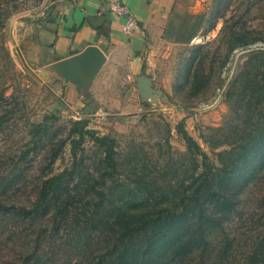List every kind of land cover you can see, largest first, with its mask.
<instances>
[{"label": "rangeland", "instance_id": "rangeland-1", "mask_svg": "<svg viewBox=\"0 0 264 264\" xmlns=\"http://www.w3.org/2000/svg\"><path fill=\"white\" fill-rule=\"evenodd\" d=\"M54 1L0 0V264H117L121 238L114 224L100 229L78 226L75 219L56 217L53 201L47 214L35 208L43 179L72 165V122L86 117L89 128L112 137L118 178L155 192L173 178L176 168L185 171L194 165L184 154L185 143L177 133L180 123L200 143L209 162L217 164L215 152L223 146L212 150L203 137L216 141L223 130L244 121L235 97L231 103L227 100L241 66L238 86L247 88L253 107L257 98L264 101V56L247 61L250 52L264 51V0L200 1L208 20L203 30L188 44L162 46L166 55L146 63L153 95L161 92L156 99L142 100L132 88L131 104L86 108L65 104L62 75L51 65L43 68L27 47L30 37L44 28ZM180 8L183 24L189 26L192 13ZM231 32L237 34L230 37ZM229 40L239 44L225 60ZM257 80L251 96L250 84ZM218 94V104L197 109ZM258 117L256 112L252 120ZM215 127L222 128L219 134L210 130ZM76 150L77 159L83 157L75 169V181L83 183L78 191L91 196L92 186H103L94 183L102 152L87 137ZM54 153L58 156L51 163ZM87 189L91 194H85ZM233 190L232 208L204 218L203 238L193 231L192 250L166 257L167 264H264V166L258 163L255 173Z\"/></svg>", "mask_w": 264, "mask_h": 264}, {"label": "trees", "instance_id": "trees-1", "mask_svg": "<svg viewBox=\"0 0 264 264\" xmlns=\"http://www.w3.org/2000/svg\"><path fill=\"white\" fill-rule=\"evenodd\" d=\"M204 13H192L193 21L184 26L183 15L173 10L164 38L170 42L190 43L207 25ZM172 19L178 21L177 25L172 24ZM235 33L231 32L229 36L233 37ZM237 37L239 41L240 36ZM238 44L231 40L227 42L225 60ZM260 55L264 56V51H252L247 61ZM242 68L244 65L233 78L227 100L231 103L235 97L236 104L242 109V117L245 116L244 121H240L239 127L229 126L223 130L219 135L221 138L216 141L203 137L212 150L223 146L215 152L217 164L209 162V156L200 143L180 123L177 133L185 143L184 154L193 162V167L185 171L176 168L173 178L160 184L156 192L139 182L131 184L124 178H118L120 171L115 140L108 135H99L95 129L88 127V118L81 117L72 122L69 133L76 135L71 139L72 165L43 179L35 208H41L43 215L47 214L49 211L45 209L53 201L52 209L56 217L75 219L78 226L80 223L84 224L82 227L89 224L100 229L114 224L121 238L117 264H167L166 257L189 253L193 247L191 233L198 230L203 238L202 220L229 211L232 208L233 187L239 189L255 173L258 163L261 168L264 166V101L257 98L254 103L257 105L253 107L247 88L238 86ZM197 78L195 72L193 84ZM258 84V80L250 84L251 96ZM85 99V108L94 101L89 94L85 95ZM256 112L260 117L252 120ZM246 121L250 124L246 125ZM210 130L219 134L222 128ZM85 137L98 145L102 152L98 160L100 176L94 183L99 182L103 186H92L90 189L94 194L91 196L80 195L78 190L83 183L75 181L79 175L75 170L78 161H83V157L77 159L76 148ZM57 156L58 153L52 154L51 163ZM88 193L89 189L85 191V194Z\"/></svg>", "mask_w": 264, "mask_h": 264}, {"label": "crops", "instance_id": "crops-1", "mask_svg": "<svg viewBox=\"0 0 264 264\" xmlns=\"http://www.w3.org/2000/svg\"><path fill=\"white\" fill-rule=\"evenodd\" d=\"M112 2L127 6L135 22L131 32L123 30L128 13L113 14L109 8ZM199 3L197 0H55L44 28L30 37L32 41L27 47L34 60H40L43 68H47L89 45L97 46L104 60L86 88L59 76L62 99L65 104H73V108L84 107L86 94L94 100L91 104H131L128 94L132 88L141 94L137 78L149 77L150 66L146 63L151 65L160 54L166 55L163 48L180 44L164 38L173 10L181 13V6L197 13L202 11ZM177 23L172 19V24Z\"/></svg>", "mask_w": 264, "mask_h": 264}, {"label": "water", "instance_id": "water-1", "mask_svg": "<svg viewBox=\"0 0 264 264\" xmlns=\"http://www.w3.org/2000/svg\"><path fill=\"white\" fill-rule=\"evenodd\" d=\"M103 60L104 55L101 50L95 45H89L81 52L64 58L51 66L62 75L65 81H70L79 87L86 88L91 77L98 71ZM137 84L141 96L144 99L151 97L153 100L161 94L160 91H155L157 95H153L154 91L151 87L150 78L147 76H139L137 78Z\"/></svg>", "mask_w": 264, "mask_h": 264}, {"label": "built area", "instance_id": "built-area-1", "mask_svg": "<svg viewBox=\"0 0 264 264\" xmlns=\"http://www.w3.org/2000/svg\"><path fill=\"white\" fill-rule=\"evenodd\" d=\"M197 1H203V0H197ZM109 8L111 12L117 16H121L123 14L128 13L127 21L123 27V30L127 33L131 32L134 29L135 22L131 15L129 14V10L126 5L121 4L119 2H112L109 4ZM222 98V94H218L216 98L210 102H200L198 105V110H205L210 108L211 104H218L220 102V99Z\"/></svg>", "mask_w": 264, "mask_h": 264}]
</instances>
